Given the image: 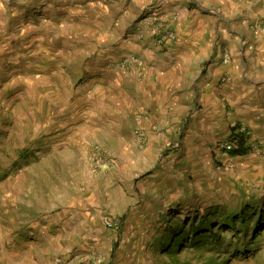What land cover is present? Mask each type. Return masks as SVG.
Listing matches in <instances>:
<instances>
[{"label":"rangeland","instance_id":"374dc122","mask_svg":"<svg viewBox=\"0 0 264 264\" xmlns=\"http://www.w3.org/2000/svg\"><path fill=\"white\" fill-rule=\"evenodd\" d=\"M256 4L0 0V264H264V110L230 166L199 113L205 64L182 71L169 50ZM207 214L218 225L186 237Z\"/></svg>","mask_w":264,"mask_h":264},{"label":"crops","instance_id":"0c3cea01","mask_svg":"<svg viewBox=\"0 0 264 264\" xmlns=\"http://www.w3.org/2000/svg\"><path fill=\"white\" fill-rule=\"evenodd\" d=\"M237 15L241 18L226 23V27L210 28L207 21L197 19L191 31L183 32L177 46L169 49L182 71V66L188 72L191 67L205 64L206 73L196 85V92L201 95L199 113L215 121V131L219 130L227 140L242 124L250 128L253 118L264 110V10L257 4L252 8L244 6ZM225 52L230 56L228 65L223 63ZM225 75L230 81L222 85ZM184 97L191 100L190 94L179 93L175 98L178 108V99Z\"/></svg>","mask_w":264,"mask_h":264},{"label":"trees","instance_id":"16d2710c","mask_svg":"<svg viewBox=\"0 0 264 264\" xmlns=\"http://www.w3.org/2000/svg\"><path fill=\"white\" fill-rule=\"evenodd\" d=\"M231 141H234L237 144V148L234 149L233 151L229 152V155L233 158H238V157H244L246 155L249 154V149L245 146L246 145V138L243 134L240 133H236V131L232 132L231 137H230ZM213 214H207L205 216H200L198 217L199 222L196 224V220L197 218H191V220L189 221L190 224V229L185 232V236L187 237L189 234L195 236V235H200L201 233H205L207 231H212V229L218 225V220L211 218ZM231 222L227 224L226 226L231 228V229H235L232 226L236 225V221L233 217H231ZM244 223V221L242 222ZM168 234H170L173 237H178L180 236V234L182 233V229L181 227H175L172 229H169ZM183 234V233H182ZM183 237V236H181ZM213 237H215V235L212 234V236L210 237L211 239H213ZM219 241V240H218ZM175 242L179 243L181 242V240H175ZM175 242H166L163 245L162 251L165 252L166 254L170 255V256H174L177 253V249L174 247V243ZM198 244V247L202 248L203 246H207V245H211L209 242H204L202 243L201 241L196 242ZM185 264H189V263H185ZM206 264H216L214 262V260L209 259Z\"/></svg>","mask_w":264,"mask_h":264},{"label":"built area","instance_id":"2783aa9c","mask_svg":"<svg viewBox=\"0 0 264 264\" xmlns=\"http://www.w3.org/2000/svg\"><path fill=\"white\" fill-rule=\"evenodd\" d=\"M173 38V35L170 36V39ZM230 62V56L228 52L224 53L223 56V63L228 65ZM230 81V77L228 75H225L222 79H221V84H227ZM236 133H240L243 134L246 138V147L249 149V151H255L257 149L256 144L254 142V140L252 139V134L251 132L245 128V127H240V129H238V131ZM237 144L234 141H226L220 145H218V149L220 151H223L225 154H227V160H228V164L230 166H233V164L235 163L236 158H233L229 155V152L233 151L234 149H236ZM95 158H94V165L96 168H101L102 163H103V159L100 156V152L98 149H96L95 151ZM104 227L108 230H114L118 228L119 225V221L112 217V216H106L104 217Z\"/></svg>","mask_w":264,"mask_h":264}]
</instances>
